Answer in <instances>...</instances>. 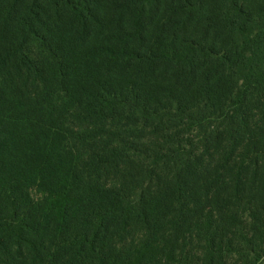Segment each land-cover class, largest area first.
<instances>
[{
  "label": "trees",
  "instance_id": "16d2710c",
  "mask_svg": "<svg viewBox=\"0 0 264 264\" xmlns=\"http://www.w3.org/2000/svg\"><path fill=\"white\" fill-rule=\"evenodd\" d=\"M0 264H264V0H0Z\"/></svg>",
  "mask_w": 264,
  "mask_h": 264
}]
</instances>
